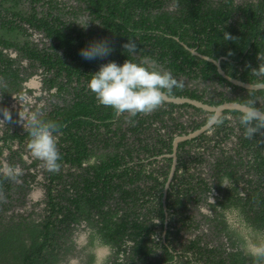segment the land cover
Wrapping results in <instances>:
<instances>
[{"label":"trees","instance_id":"1","mask_svg":"<svg viewBox=\"0 0 264 264\" xmlns=\"http://www.w3.org/2000/svg\"><path fill=\"white\" fill-rule=\"evenodd\" d=\"M76 1L73 5L47 0L44 17H37L33 8L27 18L18 0H0V32L4 31L0 33V92L6 95L13 89L19 93L34 70L43 69V84L48 92L55 89L51 97L57 101L42 118L60 126L57 147L61 154L60 171L43 172L46 198L42 206L8 213L14 202L25 203L23 198L31 188L28 180L34 183L37 178L29 168L40 163L34 160L26 165L23 154L29 135L18 131L20 126L13 132L7 127L0 135V264H95L99 248L107 249L102 264H256L249 254L248 239L255 244L264 241V135L246 139L241 112L226 110L213 125L212 136L202 133L180 142L179 152L201 145L207 152L236 136L233 153L222 150L210 164V179L201 171L190 172L191 164L205 162L202 153L197 152L192 161L189 156L178 157L165 198L169 216L165 226L162 196L170 161L165 159L160 166L156 157L163 148L166 154L171 152L176 135L187 134L174 112L192 108L207 114L200 122L192 120L188 126L192 131L213 114L188 104L164 102L149 115L117 118L112 108L98 103L87 85L102 64L123 65L132 59L122 45L135 40L134 62L150 57L180 83L169 97H186L210 106L264 99L263 89L232 85L213 63L187 49L219 60L229 77L264 84V77L251 72L264 62L257 59L264 57V0L237 6L233 0H171L176 7L171 12L162 8L164 0ZM85 14L88 19L82 20ZM18 17L45 32L47 48L27 41L13 43L6 37L7 31L17 37L29 36ZM224 32L235 39L224 40ZM103 39L110 42L111 55L85 60L79 54L91 42ZM12 47L31 61L30 73L22 74L19 60L3 53ZM183 79L217 82L238 89L239 94L228 97L214 88L206 97V88H186ZM256 107L264 108V103L257 102ZM226 115L236 119L237 132ZM3 159L9 166H22L20 183L6 178ZM212 189L218 193L213 203H207L212 217L199 215L213 227V239L184 238L182 230L194 232L201 227L192 208L206 200Z\"/></svg>","mask_w":264,"mask_h":264},{"label":"clouds","instance_id":"2","mask_svg":"<svg viewBox=\"0 0 264 264\" xmlns=\"http://www.w3.org/2000/svg\"><path fill=\"white\" fill-rule=\"evenodd\" d=\"M80 25V24H79ZM82 28L86 26L80 25ZM234 37L224 32V40H233ZM122 47L132 59H126L123 65L111 61L102 64L97 72L92 74L88 82L89 90L94 94L98 103L113 109L118 118L135 117L137 115H149L159 109L165 100L171 95L174 88L180 87V83L170 71L162 70L155 60L150 57H142L134 62L137 56V43L128 40ZM113 52L107 39L93 41L87 47L80 50V55L85 60L104 58ZM258 60L264 61V57L258 55ZM252 74L264 77V62L258 69H252ZM259 86V85H258ZM256 99H246L240 102V123L244 127V137L251 140L257 133L264 135V108L256 107ZM3 119L0 125L12 122V114L7 108H0ZM19 122L22 123L29 135L27 148L35 160L51 173H58L61 169V154L57 147V134L60 126L51 120L42 118L39 111L18 113ZM6 178L17 181L23 174L17 166H7L4 170ZM0 199L3 193L0 192ZM249 254L256 264H264V241L252 244Z\"/></svg>","mask_w":264,"mask_h":264},{"label":"flooded vegetation","instance_id":"3","mask_svg":"<svg viewBox=\"0 0 264 264\" xmlns=\"http://www.w3.org/2000/svg\"><path fill=\"white\" fill-rule=\"evenodd\" d=\"M46 1L47 0H39L38 2L37 1L36 2L35 1H31V0H18V3L17 4L19 6L20 12H21V14H22L23 17L25 16V17L29 18L30 12H31V10L33 8H34V12H35V14H36L37 17H44L45 14H46V10H47V3H46ZM57 1L59 3H62V2L71 3L73 5H76V3H77L76 0H57ZM233 1H234V5L237 6V5H239V4L243 3V2L256 3L258 0H233ZM162 8L164 10L170 11V12L176 10V7H175L174 2L171 1V0H164V4H163ZM10 15H11L10 18L13 19V23H14L15 22L14 16L12 17V14H10ZM81 19L82 20L83 19L84 20H87L88 19V15L86 14L85 16H82ZM18 21L26 29V32L29 34V36H27V37H23V36L17 37L14 31H11V32L10 31H7V33H5L6 34V37H8V39L11 42L16 43L17 41H19L21 44H23L24 41H27L29 43L30 42L31 43H34L39 48H42V47L43 48H47L48 47L49 40L46 37L44 31L37 30V29L31 27V25L28 24L26 21L22 20L21 17H18ZM10 25H12V24L10 23ZM3 32H0V33H3ZM3 53L5 55H7L9 58H11V59H13L15 61H16V59L19 60V63H20L19 65L21 66L20 70H21V73L22 74L23 73H27V74L30 73V71H31V69H30V63H31V61L28 59L27 56H25V54L22 51H17L15 48L12 47V48H9V49H3ZM34 72L35 73L33 75L39 74L42 77L43 69L42 68H39L37 70H34ZM183 81H184V84L183 85L186 88L187 87L192 88V89L197 88L200 91L202 89L206 88V90H207L206 97H207V95H212V93L214 91V88L217 91L223 92V94L226 95V96H228V97H234L235 95L239 94L238 89L233 91L230 86H220L217 82H213V83L205 82V83H203V82H201L199 80L190 81L188 79H183ZM42 82H43V77H42ZM1 83H3V82H1ZM4 85H5V83H4ZM43 89H44V92L46 93L47 90H46L44 84L38 89V91L39 90H43ZM52 91L55 92V89H52L49 92L52 93ZM7 93L8 94L4 95V94H2L0 92V108H7V109H9V111L12 114V122H6V124L0 125V135H2V132L7 127H9L10 132H13L15 130L16 126H20L22 128V130L19 129L18 131H23V132L24 131H27L23 127L22 123L19 122L18 113L20 112L21 114H24L26 112L35 111L36 108H38L37 111H39L42 114H44L46 112H49L50 109H51V104H53V103H55L57 101L56 99L55 100H52V99H49L48 100L47 98L44 99V100H41L40 97L42 95L38 96L37 93H35L30 87L27 86V82H24L22 84V88H21V91L19 93H17L13 89H9V91ZM27 94H28L29 97H31V99L34 102L31 101L30 99H29V101H28L27 98L25 99V97L27 96ZM47 96H49V95H47ZM21 97H24L25 100L23 101L21 99ZM52 98H54V97H52ZM41 101L42 102L49 101V102L47 103V105L46 104L45 105H42V102ZM258 102L260 104H262V103H264V99H261L260 98V99H258ZM202 111H204V110H202ZM206 113H208V112H206ZM174 116L178 119L179 122H181L186 127V131H187V134H182V135H176L175 136V137H178V136L190 135V134L198 131L199 129H201L204 125L201 128L197 129L196 131H192L190 128H188V126L192 123V120H196L197 122L202 121L204 118H206L207 114H199V113L195 112L194 109L187 108V109H178V110H175ZM184 116H185V120L184 121H181L180 118H182ZM222 116H223V114L217 119V121L215 123H217ZM225 117L230 121L229 125L234 126L235 132H237V127L235 126L236 125V119L233 116H231V115H226ZM2 119H3V116H2V114H0V120H2ZM213 125L210 127V129H214L213 128ZM209 131H210L209 129H206L205 131H202L199 135H201L202 133H207L208 134ZM168 132H170V131H168ZM162 133L165 134L166 133L165 130H163ZM179 133H180V130L179 129H176L175 130V134H179ZM199 135H197V136H199ZM197 136H195V137H197ZM175 137H174V139H175ZM195 137H192V138L186 139V140L189 141V140H192ZM183 141H185V140H183ZM228 141H230V143H232V145L234 147L235 146V143H236V136L233 135L228 140H226L225 142H222L220 148L213 149L212 151H207V152L204 151V146L203 145H201V147H197V146L195 147V146H193V147H190V148L187 146L186 149L188 150V152H179L178 147H177V150H176V153H175L176 154L175 170H176V167L178 165V159H179L178 157L187 159L188 156H189V157H191L190 160L192 161V160H195L194 156L197 154V152L202 153L203 158L205 159V162L202 163V164H200V165L199 164H196V163L191 164L190 172L193 170V172L198 173V171H203L204 170L203 167L206 168L207 166H209V169H210V167H211L210 164L214 163L215 160H216V158L218 156H221L222 155V150H228V149H225V147L227 146L226 143ZM180 142H182V141H180ZM232 148H230V151H232V153H233V150H231ZM165 151H166V148H163L162 149V154L159 155V156H157L156 158L158 160H160L159 161V165L160 166H163L165 164V159H169V161H170L169 174H168V178H169L170 171H171V167H172V163H173V159L171 158V154L173 153V141H172V149H171V152L168 153V154H166ZM25 157H27V159H25ZM23 159L26 162V165L27 166L30 165L31 162H33L35 160L34 158L31 157L30 152H29V150H28V148H27L26 145L24 146ZM38 162L40 164H38L37 166H35V168H33V167L29 168V170H30L31 173L32 172L37 173L36 181H37V183L38 182L39 183L41 182L40 186L42 187V190L44 192V196H43V200H44L46 198V191H45V188L43 187V184L46 182L44 180V173H43L45 169L42 166L41 162L40 161H38ZM2 165H3L2 171L4 173V170L6 169V167L9 166L8 161L3 159ZM18 166L22 169V166H20L19 164H18ZM25 171L26 170H24V172ZM200 174L203 177H205L207 179H210V175L208 173H205V174L200 173ZM249 177L255 179V175H249ZM168 178H167V181L165 183L164 191H163V196H162L163 197L162 198V204H163L164 213H165V218H164V225L165 226L169 223V216H168V212H167V208H166V204H165L166 203L165 198L167 196L168 190L170 188L171 180H172V178H171L169 180V182H168ZM28 181H29V185H30L31 188L28 191V193L25 195V197L23 198L25 203H27V200H28L27 199V195L30 194L29 192L33 189V187H35V185L37 187L36 181L34 183H32L30 180H28ZM20 182H21V180H17L15 183H20ZM167 183H168V187H166V184ZM214 196H218V193L216 191H214V189H212V194H210L206 198V200L203 199L202 201H200L199 205H197L195 208H192L191 207L192 208V212H191L192 215H194L196 217V216H200L199 214H202V216H205V217H212V214H211L210 211H209V213H201L200 210H202V208L200 206H203V205H206L207 206V203H213L215 201L214 200ZM14 204H16V203L14 202ZM196 220H197V218H196ZM199 221H200L201 227L197 231H194L193 235L194 236L200 235L202 237L203 241H207V240L210 239L209 238V235L206 234L205 231L202 228L203 223L204 222L207 223V222L202 217H201V219ZM212 228L213 227L211 226V229ZM164 233H165V227H164L163 233L161 234L162 238L164 237ZM212 234H213L212 236L214 237V229H213ZM181 235H183V237H184V234H181ZM211 239H213V238H211ZM220 241L225 243L226 240H225V238L222 237V239H220ZM249 249H250V246H249Z\"/></svg>","mask_w":264,"mask_h":264},{"label":"water","instance_id":"4","mask_svg":"<svg viewBox=\"0 0 264 264\" xmlns=\"http://www.w3.org/2000/svg\"><path fill=\"white\" fill-rule=\"evenodd\" d=\"M187 49L191 52V54L197 56L198 58L213 63L216 67L218 74L221 77H223L226 81H228L229 83H231L235 86H238L240 88L247 89V90H254V91H257L260 89L264 90V84H250V83L242 82V81L237 80L235 78L229 77L222 70L219 60H214V59L209 58L205 55L199 54L195 49H189V48H187ZM165 102L178 104V105L188 104V105L194 106L196 108H200L206 112H211L213 114L211 119L198 131H196L190 135L175 137V139L173 140V153L171 154V158L173 159V163H172L170 175L168 178V182H169V180L172 178L174 171H175V165H176V154L175 153L177 150L178 143L180 141L195 137V136L199 135L202 131L209 129L217 121V119L223 114V112L225 110H236V111L241 112V109L239 107L240 103H237V102H224L218 106H210V105L202 103L201 101L186 98V97H168L165 100ZM166 187H168V183L166 184Z\"/></svg>","mask_w":264,"mask_h":264},{"label":"rangeland","instance_id":"5","mask_svg":"<svg viewBox=\"0 0 264 264\" xmlns=\"http://www.w3.org/2000/svg\"><path fill=\"white\" fill-rule=\"evenodd\" d=\"M86 15V14H85ZM39 36V35H38ZM43 85V82H42V77L39 75V74H36V75H33V76H31L30 78H29V80L27 81V86L28 87H30L35 93H37L38 94V96H40V95H42L40 98H41V100H44V99H52V100H55L56 98L54 97V98H52L51 97V92H44V89L43 90H39L38 91V89L41 87ZM45 93V94H44ZM54 93V91H52V94ZM47 95H49V96H47ZM28 99V101H29V99L31 100V101H33L32 99H31V97H29L28 96V94H27V96L25 97V99ZM21 99L24 101L25 99H24V97H21ZM34 102V101H33ZM32 102V103H33ZM42 102V101H41ZM49 101H44V102H42V105H47V103H48ZM38 110V108H36V110L35 111H37ZM180 120L181 121H184L185 120V116L184 117H182V118H180ZM155 125H159L158 124V122H156L155 123ZM209 132H208V135L210 136H212V134L214 133L213 132V129H210L209 128ZM211 145L213 144L212 142L210 143ZM227 146L225 147V149H228V150H230V148H232L233 147V145H232V143H230V141H228L227 143ZM231 154H232V151L230 152ZM25 159H27V157H25ZM42 164V163H41ZM204 168V170L203 171H201L202 172V174H205V173H208V174H210V171H209V166H207L206 168L205 167H203ZM44 169H46V168H44ZM191 172H193V170L191 171ZM30 194L29 195H27V203H23V204H21V203H16V204H14V207H12L11 208V210L8 212V213H10L11 211H14V212H20V213H22L24 210H29V209H31V208H33L32 206H34V208H36V209H38V208H40V206H42L41 205V202L43 201V196H44V192H43V190H42V187L40 186V183L38 182L37 183V187H36V185H35V187H33V189L29 192ZM201 208H202V210H200L201 211V213H209V209L207 208V206L206 205H203V206H200ZM196 218H197V220H200L201 219V217L200 216H196ZM177 227H178V225H177ZM202 228H203V230L205 231V233L206 234H208L209 235V238L211 239V238H213V234H212V232H213V228L211 229V225L209 224V223H203V225H202ZM181 234H184V237L185 238H193L194 237V235H193V233L194 232H185V230H182L181 232H180ZM219 239H222V235L220 236V238ZM248 244H249V246H251L252 244H255V243H253V241H252V239H248ZM96 253H97V261H96V263L95 264H102V262H101V260H102V258H103V256L104 255H106V253H107V249L106 248H99V249H96ZM73 264H75V263H73Z\"/></svg>","mask_w":264,"mask_h":264}]
</instances>
